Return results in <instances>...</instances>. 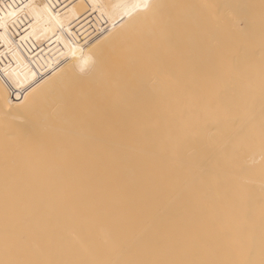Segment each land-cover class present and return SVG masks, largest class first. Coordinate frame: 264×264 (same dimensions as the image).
Listing matches in <instances>:
<instances>
[{
  "label": "bare ground",
  "instance_id": "obj_1",
  "mask_svg": "<svg viewBox=\"0 0 264 264\" xmlns=\"http://www.w3.org/2000/svg\"><path fill=\"white\" fill-rule=\"evenodd\" d=\"M0 264H264V0H0Z\"/></svg>",
  "mask_w": 264,
  "mask_h": 264
}]
</instances>
